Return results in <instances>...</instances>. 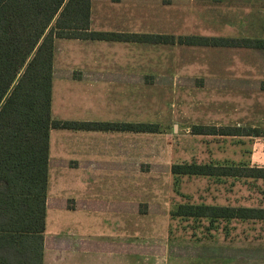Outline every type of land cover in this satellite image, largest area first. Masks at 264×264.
Listing matches in <instances>:
<instances>
[{"label": "rangeland", "instance_id": "obj_1", "mask_svg": "<svg viewBox=\"0 0 264 264\" xmlns=\"http://www.w3.org/2000/svg\"><path fill=\"white\" fill-rule=\"evenodd\" d=\"M108 1V4L105 0L93 2L95 18L92 24L99 31L122 32L119 28L138 34H158L156 31H161L176 38L217 37L227 31L229 36L264 37V0ZM112 13H117L118 18H113ZM171 44L159 51L158 62L153 61L155 72L163 75L167 67H172L174 79L157 82L161 87L150 95L155 98L161 122L159 126L152 124L156 126L159 138L157 169L154 166L149 169L148 164V173H61L54 167L47 172V193L52 196H70L72 190L78 188L82 191L87 186L112 188L126 185L130 189L139 185L142 188L141 203L137 202L139 195H134L133 191L126 195L127 201L135 204V209L138 206L137 211L128 204L126 214L117 218L111 214L104 216L49 208L46 230L68 235L75 228L78 235L88 234L93 239L117 236V232L124 234L125 264H141L143 259L136 244L151 249L155 237L159 255L155 256V262L150 257L143 263L264 264L263 247H255L256 252L253 247L254 241L257 243L259 238H264L258 237L261 235L257 225L260 222L215 220L210 223L206 218L172 214L179 204H261L264 180H219L216 176L177 175L170 171L174 163L264 167V67L253 66L252 82L245 83L251 89L248 94L243 90H220L217 89V79L213 81L212 78L217 77V59L227 57L225 51L228 50L216 46L171 48ZM250 57L251 54L241 53L234 61ZM205 78L210 80L205 81ZM224 84L230 86L231 83ZM232 84L237 88L244 85L242 82ZM171 113L173 119H169ZM194 125L259 128L262 134L259 137L196 135L192 133ZM255 228L258 239L246 242L247 230Z\"/></svg>", "mask_w": 264, "mask_h": 264}, {"label": "crops", "instance_id": "obj_2", "mask_svg": "<svg viewBox=\"0 0 264 264\" xmlns=\"http://www.w3.org/2000/svg\"><path fill=\"white\" fill-rule=\"evenodd\" d=\"M217 1L224 2L225 0ZM93 2L94 0H91L90 29L99 31L92 24L95 18ZM108 2L105 0L106 4ZM112 14L113 18L119 16L117 13ZM119 30L135 33L129 29L119 28ZM156 33L162 34L163 32L156 31ZM219 37L263 38L249 34L229 36L227 31L222 32ZM54 45L50 106L52 119L96 123H146L158 124V126L161 124L155 98H151L150 95L161 87L157 85V82L174 80L172 67H167L164 75L155 72L154 68L153 61L158 62L159 51L164 50L168 44L58 38ZM171 46V48L185 46L186 49L189 47L202 48L176 43H172ZM221 49L228 50L225 51L228 52L226 53L228 56L217 59V77L212 78L213 81L217 79V89L243 90V93L248 94L247 92L251 89L245 83L252 82L253 66L264 67V51L235 47ZM241 53L251 54L250 59L234 61L235 58L240 57ZM168 71L169 75H167ZM207 80L210 79L205 78V81ZM226 82L231 83L230 86H226L224 84ZM234 82H242L244 85L242 88H237L238 86L232 84ZM171 117L172 113L169 119ZM167 120L166 118L165 122ZM158 140L157 132L52 128L49 132L48 143V173L52 167L61 173H143V171L148 173L146 172L148 164L149 169L154 166L156 170L158 167ZM143 166H146L145 169ZM217 178L231 181L239 178L264 180L263 178L238 176H217ZM132 191L134 195H139L135 197L138 199L137 202L141 203L142 188L139 185L130 187V189H127L126 185H115L112 188L87 186L82 191L78 188L72 190L71 195L66 197L49 195L46 190L41 264H125L126 237L124 234L119 235L120 233L117 232V236L113 234L108 238L93 239L88 234L78 235L75 228L74 232L71 231L68 235L51 233L46 230V211L49 208L77 210L104 216L111 214L119 218L126 214L128 204L131 209L137 211L138 206L135 209V204L127 201L126 195L131 194ZM263 201L264 199H260L261 204L254 206L223 204L218 206L264 208ZM235 220L260 222L257 224L261 230V235L258 237H264V220L231 219L229 221ZM247 231V241L246 239L243 241L252 242L251 240L258 239L256 228ZM230 234L234 236L232 231ZM260 239L262 238H259L257 243L253 242L254 252L257 251L255 249L257 246L264 249V238ZM153 242L152 248L148 250L146 246L136 244L143 259L141 264H147L143 262L150 257H153L155 262V256L159 255L156 237ZM140 247L144 248L140 249ZM246 250L249 254V248ZM70 256L73 258L71 259Z\"/></svg>", "mask_w": 264, "mask_h": 264}, {"label": "trees", "instance_id": "obj_3", "mask_svg": "<svg viewBox=\"0 0 264 264\" xmlns=\"http://www.w3.org/2000/svg\"><path fill=\"white\" fill-rule=\"evenodd\" d=\"M91 0H0V264H41L52 128L155 132L140 123L52 119L53 55L58 38L247 48L264 51L263 38L104 32L90 29ZM196 135L255 136L259 128L194 125ZM172 174L264 179V167L174 163ZM177 216L264 220V208L179 204Z\"/></svg>", "mask_w": 264, "mask_h": 264}]
</instances>
